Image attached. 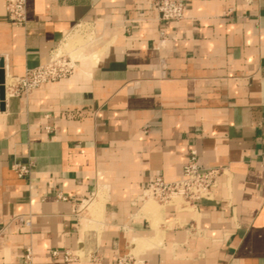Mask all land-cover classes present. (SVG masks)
<instances>
[{"label":"crops","instance_id":"0c3cea01","mask_svg":"<svg viewBox=\"0 0 264 264\" xmlns=\"http://www.w3.org/2000/svg\"><path fill=\"white\" fill-rule=\"evenodd\" d=\"M182 1L162 22L153 0H27L17 27L0 0L5 82L59 47L78 57L72 77L0 101V264L28 249L33 264H264V0ZM191 151L227 170L215 199L142 202ZM59 193L94 195L86 219Z\"/></svg>","mask_w":264,"mask_h":264},{"label":"built area","instance_id":"2783aa9c","mask_svg":"<svg viewBox=\"0 0 264 264\" xmlns=\"http://www.w3.org/2000/svg\"><path fill=\"white\" fill-rule=\"evenodd\" d=\"M249 2V0H245ZM7 15L12 24L17 27L27 23V0H6ZM152 5L157 11L159 20L162 22H180L185 18L186 5L182 0H153ZM78 59L73 52L62 47L55 49L50 60L33 69L26 70L21 77H11L5 82V90L11 96L30 95L42 85L59 82L72 77L77 69ZM34 162L17 163L13 170L21 179L28 177ZM227 176L225 168H206L199 163L197 151H191L188 161L184 167L182 179L174 182H166L157 176L143 188L141 201L154 200L165 207L174 209L177 213L191 210L200 201H212L215 199L216 191L220 186L221 179ZM59 201L70 202L76 205L75 215L83 220L84 213L94 201V195L76 204L72 197L62 193L57 195ZM17 220H20L17 217ZM30 227V221L25 222ZM55 257L57 252H53ZM78 254L65 251L66 262H75ZM133 256L128 255L119 258L116 264H143ZM25 264H33V253L27 250Z\"/></svg>","mask_w":264,"mask_h":264},{"label":"water","instance_id":"95a60500","mask_svg":"<svg viewBox=\"0 0 264 264\" xmlns=\"http://www.w3.org/2000/svg\"><path fill=\"white\" fill-rule=\"evenodd\" d=\"M5 99V72L3 62L0 60V101Z\"/></svg>","mask_w":264,"mask_h":264},{"label":"rangeland","instance_id":"374dc122","mask_svg":"<svg viewBox=\"0 0 264 264\" xmlns=\"http://www.w3.org/2000/svg\"><path fill=\"white\" fill-rule=\"evenodd\" d=\"M75 57L78 58L77 55H75ZM151 202L157 203V202L154 201V200H151ZM89 208H91V205H90ZM87 215H88V211H85V213H84V217H87ZM85 219H86V218H85Z\"/></svg>","mask_w":264,"mask_h":264},{"label":"bare ground","instance_id":"6f19581e","mask_svg":"<svg viewBox=\"0 0 264 264\" xmlns=\"http://www.w3.org/2000/svg\"><path fill=\"white\" fill-rule=\"evenodd\" d=\"M9 81H10V80H9ZM95 204H96V203H95ZM103 204H104V203H103ZM93 206H94V205H93ZM95 206H96V205H95ZM95 206H94V207H95ZM97 207H98V206H97ZM97 207H96V209H97ZM93 210H94V209H93Z\"/></svg>","mask_w":264,"mask_h":264}]
</instances>
